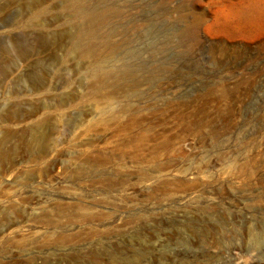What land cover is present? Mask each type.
Listing matches in <instances>:
<instances>
[{
    "label": "rangeland",
    "instance_id": "rangeland-1",
    "mask_svg": "<svg viewBox=\"0 0 264 264\" xmlns=\"http://www.w3.org/2000/svg\"><path fill=\"white\" fill-rule=\"evenodd\" d=\"M126 100L165 107L145 126L177 129L186 156L142 174L112 151L100 113ZM35 123L61 154L0 218V264H264V0H0L16 160Z\"/></svg>",
    "mask_w": 264,
    "mask_h": 264
},
{
    "label": "bare ground",
    "instance_id": "bare-ground-1",
    "mask_svg": "<svg viewBox=\"0 0 264 264\" xmlns=\"http://www.w3.org/2000/svg\"><path fill=\"white\" fill-rule=\"evenodd\" d=\"M80 14L81 12L77 10L76 7H74V17L79 16ZM227 14L228 11H223L221 14L222 18ZM32 17H35V15H32ZM221 25L224 24L221 23ZM207 31L208 30L205 29V32ZM73 49L82 57L89 54V52L86 50H79L77 48ZM112 51L113 48H109L108 52L111 53ZM90 72H92L93 75L97 76L100 72V69L97 67H91ZM139 82L140 81L133 79L130 81V83L128 82L129 84L127 85L125 84L122 86H114L113 90H115L116 92H118L117 90L124 91L125 87H135L139 84ZM111 97L113 98V96ZM160 106L161 107L153 106L151 107L152 109L149 112L145 113V110L149 109V107L144 106L141 103L134 104L131 103L130 100H126L123 104L118 105L115 109L107 111L106 113L103 111L100 113L99 125L101 126L99 128L101 129V131L108 128L107 125L105 126V120H111V123L115 126V128L112 129L114 135L123 136V138H121L123 140H121V142H119L117 146L113 147L111 149L112 151L117 152L121 158H129V160L135 161L137 165H141V163L146 162L153 163L152 165H148V167L146 168L139 167V170L142 174H145L148 170H150L151 172L161 171L159 165L162 164V160L170 162L172 160H176L179 157L186 156V153L180 146L183 139L181 136L182 133L177 132V129L174 130V128L172 129L164 126L156 128V126L154 125L145 126V122L148 120V118H151V116L156 114L161 115L165 111V107H162V105ZM175 115L176 113L174 114V117ZM0 125V132L2 133H4L5 131L15 132L16 130V127H11L8 124ZM89 128L90 127H86L82 130V132H88ZM180 130L181 129L179 128V131ZM185 130L189 131L190 134L198 131H194L189 127L185 128ZM21 131L30 134V136L26 138L24 140V143L22 144L21 152L23 154V158L21 160H16V153L18 152V149L15 147V143L10 142V144H7L9 140L0 141V145L2 146L0 147V218L8 219L11 216L9 209L15 210L16 213H22V210L18 209V206H16L19 198L15 196V191L26 186L25 184L32 180L33 175H40V173L46 168V166H48V163L53 162L56 159L57 155L61 154L62 146L58 147L59 149H55L54 147L49 145L51 135L55 132L54 128L43 126L41 123H35L21 129ZM79 135H81V132H79ZM93 162L98 164L96 159L93 160ZM118 165L120 167V170H123L124 166L120 164ZM124 165L126 166V164ZM115 167L118 168V166ZM5 186L8 187L5 188ZM11 188L12 190H10Z\"/></svg>",
    "mask_w": 264,
    "mask_h": 264
}]
</instances>
